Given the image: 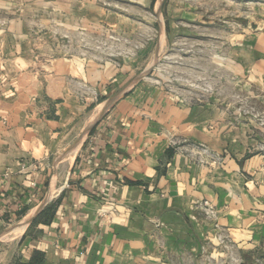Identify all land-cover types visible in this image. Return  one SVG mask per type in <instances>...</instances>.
<instances>
[{"label":"crops","instance_id":"1","mask_svg":"<svg viewBox=\"0 0 264 264\" xmlns=\"http://www.w3.org/2000/svg\"><path fill=\"white\" fill-rule=\"evenodd\" d=\"M260 16L214 35L251 84L264 80ZM132 23L96 0H0V264H205L202 200L236 253L264 248V139L232 96L192 99L137 73L158 53L151 37L129 66L94 52L102 29L129 37ZM190 144L221 161L195 162Z\"/></svg>","mask_w":264,"mask_h":264},{"label":"rangeland","instance_id":"2","mask_svg":"<svg viewBox=\"0 0 264 264\" xmlns=\"http://www.w3.org/2000/svg\"><path fill=\"white\" fill-rule=\"evenodd\" d=\"M96 1L106 6L111 12L132 20V24H135L129 29L131 32L129 37L111 27L102 29L104 35L115 37V40L109 41L102 50L105 61L129 66V63L123 62V57L137 50L140 45L141 49L147 48L151 37L152 47L155 41H158V53L143 58L136 66L137 73H145L150 69L146 74L150 73L145 75L149 81L158 80L160 83L170 85L171 92L174 94L179 95V91L184 90L192 99L208 96L229 99L232 96V100L236 102L234 108L242 124L253 123L252 129L255 135L264 139V102L261 100V97H264V80L252 79L255 82L251 84V78L249 80L247 76L239 75L237 78L235 75L238 73L235 68L237 65L231 62L228 55L219 56L214 52L220 48L214 35H224L226 30L240 31L243 28L244 19L261 17V13L264 12V0ZM189 19L194 21L191 22ZM228 19L233 20L234 23L229 25ZM214 20H216V26L212 23ZM127 28L129 26L125 29L128 30ZM188 32L191 35L190 38L185 37V41H182V33L188 34ZM170 35L176 37L168 43L166 38ZM226 45L228 42L223 44L222 50H225ZM95 48L96 43L93 50L101 55L102 51ZM79 49V43H77L76 51ZM95 55L97 59H102V55ZM235 81L238 82L237 88H234L232 83L230 85V82ZM16 227L17 225L14 228ZM8 237L9 235L5 232L0 234V257L5 251L6 244L11 240ZM211 237L216 248L213 247L214 252L212 249L208 251L205 264H246L245 256L253 259V262L248 264H264V248L255 250L252 255L236 253L233 248L227 249L225 244H220L216 235L212 234ZM228 245L231 246V243L229 242ZM215 251L222 256L216 259L213 256Z\"/></svg>","mask_w":264,"mask_h":264},{"label":"built area","instance_id":"3","mask_svg":"<svg viewBox=\"0 0 264 264\" xmlns=\"http://www.w3.org/2000/svg\"><path fill=\"white\" fill-rule=\"evenodd\" d=\"M114 36L106 35L104 39L97 40L96 43V50L100 52L104 50L105 46L109 41H114ZM118 41V40H117ZM104 51H102L103 53ZM177 144V145H176ZM178 141H171V145L178 147ZM179 148V147H178ZM187 151L194 157L195 162L197 163H208L207 160H210L212 163H217L221 161V157L210 153L206 147L198 144H190ZM195 210H198L202 213L204 219L211 225V232L218 237L220 244H225V248L232 249V245L229 246V239L226 237L225 232L218 224L217 218V211L212 203L207 200L198 201L194 204Z\"/></svg>","mask_w":264,"mask_h":264},{"label":"bare ground","instance_id":"4","mask_svg":"<svg viewBox=\"0 0 264 264\" xmlns=\"http://www.w3.org/2000/svg\"><path fill=\"white\" fill-rule=\"evenodd\" d=\"M22 229H23V227H22ZM22 229H19V228H18V230L16 229V230H15V234L20 233V232L22 231ZM13 233H14V232H13Z\"/></svg>","mask_w":264,"mask_h":264}]
</instances>
